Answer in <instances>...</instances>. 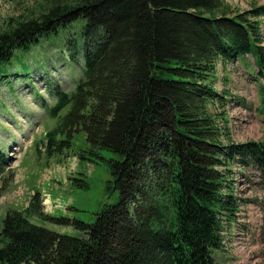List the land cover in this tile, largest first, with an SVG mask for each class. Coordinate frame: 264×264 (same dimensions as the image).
I'll return each instance as SVG.
<instances>
[{
	"label": "trees",
	"instance_id": "trees-1",
	"mask_svg": "<svg viewBox=\"0 0 264 264\" xmlns=\"http://www.w3.org/2000/svg\"><path fill=\"white\" fill-rule=\"evenodd\" d=\"M46 1L0 31V79L32 75L27 55L53 39L82 77L71 94L56 87L55 125L35 144L36 157L112 154L106 190L119 201L87 224L49 217L35 195L6 215L0 264H219L241 208L239 172H262L264 183V143L231 142L228 94L214 83L247 54L264 81V4L238 11L226 0ZM78 22L81 33L70 30ZM261 92L264 102V84ZM8 163L0 151V195L13 186Z\"/></svg>",
	"mask_w": 264,
	"mask_h": 264
},
{
	"label": "rangeland",
	"instance_id": "rangeland-1",
	"mask_svg": "<svg viewBox=\"0 0 264 264\" xmlns=\"http://www.w3.org/2000/svg\"><path fill=\"white\" fill-rule=\"evenodd\" d=\"M44 2L48 1L0 0L1 33L11 19L35 14ZM226 2L238 11L264 4V0ZM82 24L75 23L70 30L81 33ZM48 41L52 42L53 39ZM46 42L38 45L35 52L26 58V62L32 65V75L19 78L15 76L18 72L13 70L9 78L0 79V146L7 145L11 150L16 143L23 145L22 157H25L19 171V187L7 193L0 201V219L4 214L14 211V208L26 207L31 196L28 192L39 190L45 198V212L50 217L76 219L91 224L96 219L95 214L104 206L114 205L119 201L118 191L110 193L106 190L111 179L106 160L112 154L104 151L103 159L96 158L95 162H80L76 157H68L62 163L56 160L46 163L44 157L39 160L36 158L35 147L32 145L34 140H38L54 124L52 121L47 123L44 118V111L37 102L38 91L45 94L44 88L48 87L52 78L66 90H72L76 86V83L72 85L74 78L62 50L56 43ZM247 59L245 63L238 64L235 74L229 76L227 90L224 79H227L225 77L228 74L221 72L215 82L220 94L229 93L228 105L234 104L228 107L231 116V142L239 144L251 140L264 142L259 84L255 81L257 76L254 78L248 73V69L254 72L256 68L253 58L249 56ZM44 65L49 68L46 69ZM78 69L80 76L77 80L82 77V69ZM8 80L12 82L8 83ZM235 97L241 98L250 108L238 107L239 102L234 100ZM242 172L245 174L237 177L235 185L237 195L242 200L241 212L233 227L225 231L224 252L217 257L219 264H264V189L256 184L259 176L254 171L246 169ZM82 182H87L89 189L84 188ZM39 225L70 236L81 235L72 225H62L50 220L41 221Z\"/></svg>",
	"mask_w": 264,
	"mask_h": 264
}]
</instances>
